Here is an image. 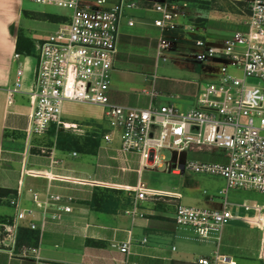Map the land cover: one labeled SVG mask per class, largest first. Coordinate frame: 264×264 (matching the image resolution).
Returning a JSON list of instances; mask_svg holds the SVG:
<instances>
[{"label":"built area","instance_id":"obj_1","mask_svg":"<svg viewBox=\"0 0 264 264\" xmlns=\"http://www.w3.org/2000/svg\"><path fill=\"white\" fill-rule=\"evenodd\" d=\"M30 1L69 13L65 22L58 23L57 30L35 41L34 77L27 93L31 104L25 130L28 136H43L51 128L55 132L78 133L77 125L63 119L62 105L73 102L98 106L104 110L108 130L101 139L110 142L112 135L117 134L122 153L138 155L143 168L157 171L165 166L163 172L171 175L189 171L215 176L225 181L226 190L264 194V0H235L241 28L229 33L219 44L206 41L207 28L201 22L179 23L190 17L187 0H164L151 6L159 15L153 22L159 32L156 62H166L176 43L187 42L197 49L196 54L188 56L190 60L216 70L196 97L194 107L185 113L178 112L173 104L155 105L154 91L148 94L149 102L144 107L118 104L110 99L118 26L126 11L138 8L137 0H120L109 8L105 7V0ZM127 25L132 26V21ZM18 58L15 54L14 59ZM21 74L18 68L16 77ZM16 87L17 82L14 91ZM162 149L175 151L177 156L191 149L219 150L225 161L185 160L179 164L176 158L174 164L164 163L157 156ZM57 163L54 160L51 165ZM27 192L41 212L40 224L33 221V209H20L18 197L10 198L8 204L15 210L14 224L3 226L10 237L15 235L16 224L23 222L40 236L48 219L57 222L61 214L71 212L69 197L46 194L42 199L31 189ZM132 192L138 201L148 195L142 183ZM238 207L255 211L254 219L248 222L259 227L261 208L247 203ZM232 219L226 203L220 211L177 205L174 214V224L190 229L198 240L216 239ZM112 247L126 257L129 255V242ZM25 252L37 255L36 249ZM195 264H235V261L214 252L197 259Z\"/></svg>","mask_w":264,"mask_h":264},{"label":"crops","instance_id":"obj_2","mask_svg":"<svg viewBox=\"0 0 264 264\" xmlns=\"http://www.w3.org/2000/svg\"><path fill=\"white\" fill-rule=\"evenodd\" d=\"M23 1L0 0V264H125L126 261L138 264H195L197 259L209 257L214 252L232 257L235 264H264V227L249 224L251 213L238 207L240 203L247 202L245 199H229L225 190L221 208L215 211L222 210L226 203L228 210L236 209L231 212L233 219L223 226L216 239L198 240L190 229L174 224L176 206H187L181 202L182 196L176 190L177 186H169V189L167 184L161 182L163 188L147 187L141 176L145 169L150 168H143L138 155L122 153L117 134L112 135L110 142L101 139L108 132L104 120L103 123L67 121L78 126L79 132L74 134L77 136L89 135L95 129L99 131L100 140L94 155L76 153L72 157L71 154L75 152L56 150L53 139L47 133L40 137L25 133L31 113L27 93L34 77L35 57L20 55L17 60L14 59L15 34L20 28L21 12L25 11ZM81 1L92 3L95 0ZM105 1V7L109 8L120 0ZM163 1L137 0L138 8L123 14L118 26L111 75L124 83L134 81L135 73L125 70L123 64L143 65L150 62L154 71L158 67L160 60L155 61V51L159 32L153 22L159 15L152 11L151 6ZM191 1L188 8L190 17L181 21L187 23L197 20L203 25L202 21L205 19L209 22L210 18L206 17L209 0H194L203 3L202 6ZM129 21H132V26L127 25ZM10 26L13 27V34L9 32ZM222 26L215 29L205 26L206 41L215 37L214 34H224L227 28ZM129 28L135 30L129 33ZM21 57L25 58L22 64ZM29 61H33L34 65ZM18 68L22 71L19 78L16 77ZM145 80L150 83L148 90L110 89L111 101L144 107L149 102L148 94L151 91L156 93L153 102L155 105H163L160 104L163 100H185L189 96L187 82L176 80V85L168 86L160 83L166 82V79L153 75L151 79ZM161 86L163 89L168 88L165 90V99L160 94ZM183 153L184 161L188 160V155H192L193 160L198 162L225 161L219 150L191 149L180 154ZM54 160L58 163L51 165ZM173 176L178 178L181 175ZM139 183L148 192L146 199L142 201L135 200L132 192ZM95 188L117 193L114 195L117 203L114 213H100L89 209L87 203ZM29 189L38 193L42 199L46 194L71 198V212L61 214L57 222L48 219L40 236L35 231V246H16L17 231L20 228L28 229L27 222L16 224L13 237L4 232V225L14 224L15 210L9 206L8 200L17 196L19 208L33 209V221L36 225L41 221L40 210L30 201L27 192ZM153 194L157 196H152ZM126 242H129L127 257L116 247H112ZM29 249H36L37 255L23 253Z\"/></svg>","mask_w":264,"mask_h":264},{"label":"rangeland","instance_id":"obj_3","mask_svg":"<svg viewBox=\"0 0 264 264\" xmlns=\"http://www.w3.org/2000/svg\"><path fill=\"white\" fill-rule=\"evenodd\" d=\"M188 2L191 0H187ZM194 1V0H193ZM190 5V3H189ZM207 18H210L208 22L207 19L201 21L208 28H218L221 25L222 27L227 28V33L224 34L217 33L214 34L215 37L208 38V42L212 44H219L220 40L225 36H228V32L239 29L240 21V12L238 4L235 0H209ZM23 9L29 13H39V14H55V15H67L68 10L56 8L53 6H46L41 4H36L30 0L23 1ZM179 23H182L180 20ZM220 25V26H219ZM20 29L23 31L24 35L33 40H40L48 36L53 31L57 30L58 24L50 23L43 20L33 19L28 16H22ZM221 27V28H222ZM128 32H133L135 28L127 29ZM197 49L190 43L187 42H178L174 50L168 53L169 59L166 62L160 61L156 70H152L151 63H144L143 65L127 63L123 64L125 70L135 73L134 81L129 83H124L116 76H110V89L123 90L124 88L128 90H148L150 83L145 80L151 79V75L156 76L157 78L166 79L168 86L176 85V80L187 82L186 90L189 93L188 98L180 101H170L163 100L160 104L173 103L175 108L180 113H185L190 111L194 107L195 99L199 95L201 89L208 84L216 72L213 67L206 65H200L190 60L188 56L196 54ZM151 56V55H149ZM24 57L20 58V63L24 61ZM31 62L34 65L33 61ZM144 75V76H141ZM252 83V81H248ZM179 87L176 86V88ZM161 91L160 94H163V99L166 98V88L163 89V86L159 87ZM170 90V89H169ZM176 91V89H175ZM162 100V99H161ZM62 116L65 121L69 122H94V123H103L104 120V110L101 107L65 102L62 105ZM153 130V129H152ZM157 156L164 163H175L176 158L178 163L182 164L184 162V153L176 155L175 151L168 149H162L157 152ZM193 156L188 155V160H193ZM197 160V159H196ZM194 161V160H193ZM165 166H161L157 171H151L150 169H145L142 173L141 180L147 185V187L154 188H163L162 183L167 184L168 187L175 185L177 186L178 192L181 194V202L187 206L199 207L208 210H217L221 208L222 198L225 197V181L219 177L203 175V174H194L189 171H185L178 178L174 177L170 173H164ZM161 184V185H160ZM187 184L188 186H186ZM169 187V189H170ZM168 190V188L166 189ZM227 198H241L245 199L249 205L255 204L258 208H261V217L262 218L259 227H264V194L252 192V191H242V190H233L228 189L226 191ZM242 204V203H240ZM230 212H235L236 209H229ZM245 211L244 209H241ZM241 212V211H239ZM251 213V216L248 220H253L255 217V211H247ZM202 247V245H200Z\"/></svg>","mask_w":264,"mask_h":264},{"label":"trees","instance_id":"obj_4","mask_svg":"<svg viewBox=\"0 0 264 264\" xmlns=\"http://www.w3.org/2000/svg\"><path fill=\"white\" fill-rule=\"evenodd\" d=\"M195 3L196 1H191ZM202 6L203 3H197ZM22 16H28L33 19L43 20L50 23H62L67 20L66 16L55 14H39L29 13L26 11L21 12ZM9 32L14 33L13 27H9ZM15 53L24 57H35V40L30 39L24 35L23 31L18 28L16 30ZM47 136L53 139V145L56 150L62 152H75L84 155H94L98 148L100 140V133L95 129L91 134L84 136H77L67 132H55L51 128L47 132ZM117 194L113 190L95 188L92 192L90 201L87 206L90 210L100 213H114L117 207L114 195ZM37 242V232L29 229H18L16 236V246L27 245L28 247L35 246Z\"/></svg>","mask_w":264,"mask_h":264}]
</instances>
